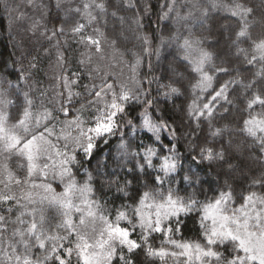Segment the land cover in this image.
<instances>
[{
    "label": "snow or ice",
    "instance_id": "snow-or-ice-1",
    "mask_svg": "<svg viewBox=\"0 0 264 264\" xmlns=\"http://www.w3.org/2000/svg\"><path fill=\"white\" fill-rule=\"evenodd\" d=\"M28 2L32 4L33 0H28ZM108 2L109 0H84L80 6L69 8L61 23L52 29V35L48 39L57 34H63L64 25L74 18H79L71 27V33L79 37L80 44L95 47L96 52L99 53L102 51L101 42L93 35L85 34L88 26L107 15L118 19L122 27L130 19L129 27L132 28L136 39L146 46L143 49L145 53L151 55L154 51L159 57L161 47L172 44L185 53L183 59L187 61L191 71L198 75L197 81L189 85L194 99L187 105L186 110L187 116L196 121L197 129H200L202 121H207L211 137L222 138L226 134V126L213 127L212 121L217 115L218 108H223V104H228L231 107L233 102L229 99L230 89L236 90L233 86L238 85L243 90L241 94L247 97L246 107L248 110L257 105L264 109V32L253 37L250 31L257 23L264 25V0H260L259 4L254 7L248 6L243 0H233L230 5L225 6L230 18L239 25L235 32V38H230V47L235 48L237 56L243 54L248 65L261 64L260 70L254 72L252 78L247 82L231 76L230 73L233 69L215 66L213 64V60L216 58L214 53L201 47L202 41L199 38L193 39L190 35L181 38L179 29L187 28L190 32L191 29L188 25L190 20L193 24L204 26L209 18L210 9H201L199 0H186L183 4L179 3V0H164L158 22L171 20L177 31L169 37L160 35V46L155 49H152L151 44L157 38L156 33L149 34L143 31L146 27L143 20L150 14L149 5L144 3L141 13V0H121L119 5L121 10H135L133 17L126 18L118 16L115 10L109 14ZM4 7L7 9L6 3ZM60 7L61 0H57V8ZM185 7H188L189 10L181 14V10ZM217 7L219 5L216 3L211 5L212 9ZM194 12H199V16L195 19H193ZM257 12L261 17L259 21L255 19ZM81 20H86V23L80 22ZM95 31L99 34L100 30L96 29ZM242 41L250 43L252 52L250 59L248 58V49L239 47ZM57 61L62 68V74L56 77L57 87L61 90L55 93L54 99L57 107L54 109L41 105L40 109L36 110L35 100L30 93L20 92L19 82L27 81L30 71L20 67L18 69L20 75L15 85L10 80L5 81L0 78V156L4 154L9 157L18 155L27 162V175L24 178L16 176L9 169L7 163H0V175L3 176V179H0V184L4 185V189H8L10 185L25 184L29 185L30 189L22 192L20 197L0 189V264H72L73 256L76 257L77 264H112L113 258L117 255L121 264H135L132 259L133 254L145 245H147L146 256L161 260H165L167 257L184 258L183 264H264V195L251 192L243 197V204L229 209L232 192L231 190L221 191L214 200L203 204L200 209L203 213L200 218L201 235L205 241L203 245L198 242H178L172 239L173 231L179 232L180 230L182 222L179 220V215L181 213L187 215L196 211L197 205L201 204L199 200L195 199V194L187 198L179 196L178 189L171 185L172 174L177 173V170L182 167L176 152V143H173L178 140L179 128L175 122L169 123L163 118L152 119L149 108L154 106L155 101L147 98V90H139L134 94L123 84L109 82L110 73L105 72L99 84H85L83 91H75L74 89L79 87V74H69L66 69H63L62 53L57 54ZM222 62L226 63L227 61ZM89 63H91L90 56L80 60L82 66ZM140 63V59L137 58L136 62L131 65L133 80L138 89L140 82L136 80V69ZM209 66L212 67V74L205 70ZM35 67L34 64L29 66L30 69ZM149 68H152L151 63H149ZM94 71L98 72L99 70L95 69ZM219 76H229V79L224 80L217 89L214 88V81L218 80ZM88 78L94 80L91 73ZM154 80L156 77L149 79L148 83L152 84ZM117 87H119V92L116 91ZM13 88L16 89V100L8 97V93ZM159 88L166 89L160 93L166 98L182 94L180 88L172 84H161ZM209 90L212 91V95L206 98L207 102L202 103L204 99L202 94ZM197 92L200 95H197ZM46 94V92L41 93L42 96ZM142 96H144L143 100ZM78 98L84 100V103L79 109H73L72 104ZM133 101L145 104V108L140 114V127L151 133L154 138L153 142L160 144L161 149L169 152L170 155L159 156L157 149L151 146H141L138 151L130 153L127 146L121 143L122 155L125 158L128 156L136 158V164L133 169L129 170L133 173V179H139L135 175L138 170L143 174L144 187H148L149 183L158 187L143 192L136 207L131 210L132 218L136 219L137 223H133L132 218H129L125 212H118L116 221L113 222L103 214V207L98 201L86 198V195L91 192L90 183L85 182L83 185H78L72 176L68 165L77 163V161L76 156L69 154L68 149L74 146L73 150L80 149L85 157L91 156L97 140L115 134L118 127L121 126L120 118L127 115L126 105ZM12 107H16L20 111L19 118L15 123L10 124L11 112L9 109ZM88 110H92L95 115L83 119V113ZM73 111H76L77 114L71 119H67ZM227 111L228 109L224 108V112ZM54 113L63 114L66 119L61 121ZM57 123L61 125L59 134L56 132ZM126 123L128 126L135 127L131 119H128ZM49 124L52 126L50 127ZM165 131L168 133L170 148L161 142V133ZM240 131L253 139V146L258 151V155L253 157V160L256 164L264 166V112L256 115L249 112ZM54 135L58 141H65L64 151H60L53 145L51 137ZM183 135L187 137L190 134L183 133ZM53 148H56L55 156L60 157L59 177L62 182L67 178L63 191L60 193H56L50 184L34 182L29 184V181L38 174L46 176L50 167L55 170V165L45 163L41 166L39 163L46 154L47 159H53L51 154ZM230 149H232L231 141L227 148L222 146L216 149L207 146L206 137L205 144L199 146L196 155L191 156L189 170L191 171L192 164L199 166L205 162L209 165L227 163L230 170H235L238 166L228 161L227 152ZM192 151L196 152V146L192 147ZM154 157L160 160L159 165L154 164ZM21 167L23 168V165ZM245 167L248 165L246 164ZM149 169L156 174L152 175V172L148 171ZM248 170L252 171L251 168ZM183 179L186 183H191V178L188 175H185ZM250 183L253 187L264 188V167L258 175L251 179ZM165 184L169 185L166 192ZM35 189L43 191L37 192L34 191ZM117 191L124 192L125 188H117ZM77 199L80 200L79 204L76 203ZM149 201L151 203H148ZM5 204L13 206L5 209L3 208ZM13 207L22 208L23 211L18 213L15 220H10L2 213L6 211L10 214ZM52 208L57 210V215L60 217L55 225V233L50 231V227H46L49 224L46 211ZM145 208L154 209V211L145 212ZM74 214L79 215L78 221L73 219ZM173 217L176 218L175 229L172 227L171 218ZM121 220H128L133 231L137 227L142 230L141 243L130 238L129 228L121 227L119 224ZM208 220H211V225L206 223ZM9 223L18 225L13 229L11 238L5 236ZM60 231H63L64 234H58ZM152 233L163 234L165 240L162 245H171L179 251H170L164 246L153 248L148 244V238ZM66 243L68 246H65ZM229 245H231L229 256L215 250L219 246L227 249ZM35 247L41 249L43 255L34 256L32 249ZM124 249L127 250V253L124 252Z\"/></svg>",
    "mask_w": 264,
    "mask_h": 264
},
{
    "label": "trees",
    "instance_id": "trees-1",
    "mask_svg": "<svg viewBox=\"0 0 264 264\" xmlns=\"http://www.w3.org/2000/svg\"><path fill=\"white\" fill-rule=\"evenodd\" d=\"M46 2V31L52 32V29L59 25L62 18L67 13L69 8L80 6L84 0H71L67 5H61L57 8L56 0H45ZM121 0H109L108 2V13L117 11L118 16L131 18L135 15V10L125 11L121 10ZM186 0H179V3L183 4ZM201 9L209 8V18L205 22L204 26L199 24H193L190 20L188 25L191 29L189 32L187 28L179 29L181 38L184 36H191L193 39L199 38L202 41L201 47L205 50L214 53L215 59L213 64L217 67H228L233 69L231 76L238 77L247 82L248 79L252 78V74L259 71L261 68L260 63L254 65H248L243 54L237 56L235 54V48L230 47L231 39L235 38V32L238 30L239 25L237 22L230 18V14L226 11L227 5H230L233 0H199ZM250 7H254L259 4L260 0H243ZM0 0V78L5 81H12L15 85L20 75L18 69L23 67L25 70L30 71V77L27 81L19 82L20 92H29L31 97L35 100L40 95V90L37 89L41 85L43 78V68L48 64L51 65V70H58L62 74V68L57 61V54H63V69H66L69 74L78 73L79 87L75 88V91H83V85L96 83L100 81L93 76V71L86 64L82 66L80 64V51L82 44L77 42L75 38L69 37V34H57L58 42L55 45L52 40L43 38L37 47L28 51L27 53H21L18 46L16 45L8 27L9 14L2 5ZM147 3L150 7V14L145 17L143 22L146 27L143 29L144 32L151 34L155 32L157 38L153 40L151 47L155 49L160 46L159 36L165 37L171 36L177 29L173 26L172 21L158 22V17L162 12L161 5L164 0H141L140 7L142 13L143 4ZM216 3L219 7L212 9L211 5ZM166 10V9H163ZM189 9L185 7L181 10V14H184ZM95 14V13H94ZM199 16V12L193 13V19ZM76 19L69 21L64 25L65 31H70L71 27L76 22ZM256 20H260L261 17L259 12L256 13ZM106 21V22H105ZM80 22L86 23V20ZM130 19L125 22L123 27L118 19L112 18L107 15L103 19H98L97 22L92 23L88 26L87 32L93 33L101 38L103 41L112 44L115 41L114 48L127 60L130 64H134L137 58L140 59L141 63L136 69V80L140 82V88L133 86L130 81L123 83L127 88L131 89L135 94L139 90H147V98L153 99L155 104L152 108H149V114L153 120H159L163 118L169 123L175 122V125L179 128L178 140L173 141L176 143V152L180 159L182 167L177 170V173L171 176L172 187L178 189L177 194L182 197H189L195 194V199L201 202L197 205V210L187 215L181 213L179 220L182 222L180 225L179 232L173 231L171 238L178 242H198L201 245L205 243L204 238L201 235L202 229L200 227V218L202 216L203 204H206L214 200L221 191L232 192V201L229 204V209L239 207L243 204V197L251 192H256L258 195H264V188L259 186H251V179L259 174L262 167L256 164L253 157L258 155V151L254 148V142L251 137L240 131L244 119H247L249 112L252 115L264 112L260 106H254L253 109L248 110L246 107L247 97L243 96L242 89L237 86H233L236 90L230 89L231 95L229 99L232 100L231 107L228 104H223V108H218L217 115L213 119V127H227L226 134L220 138H213L209 135L208 122L202 121L200 129L196 127V121L190 119L187 114V105L194 99V94L191 91L189 85L194 84L198 75L191 71L187 61L183 59L185 53L179 50L175 44L164 45L161 47L160 55L157 57L155 52L151 55L143 51L145 45H143L129 27ZM134 27V26H132ZM96 29H99V34L96 33ZM253 37L257 34L264 32V25L257 23L255 27L250 29ZM231 38V39H230ZM112 42V43H111ZM47 49L49 52L45 55L43 50ZM241 48L248 49L249 59L251 58L252 52L250 43L248 41H242L239 45ZM56 49V50H55ZM222 61H227L226 63ZM149 63L152 64V68H149ZM31 64L36 65L35 68H29ZM212 74V67L209 66L205 69ZM94 77V80H90L89 74ZM156 77V80L152 84L148 83L149 79ZM75 78V77H73ZM115 77L110 73L109 82H114ZM229 79V76H219L218 80L214 81V88H219L220 84L224 80ZM179 81V82H178ZM34 83L36 87H33ZM115 83V82H114ZM161 84H172L173 86L179 87L181 95L166 98L160 93L166 91L164 88H159ZM7 85L5 84V87ZM119 91V87L116 88ZM16 89L13 88L8 93L10 99L16 100L15 95ZM200 95L199 92L196 93ZM204 99L203 102H207V97L212 95V91L209 90L202 94ZM90 99V97H89ZM144 99V96L141 97ZM84 100L77 99L73 104V109H79ZM51 104L49 105V109ZM57 107V106H56ZM145 108L144 103L140 102H129L126 105L127 115L120 118L121 126L118 127L115 134L112 136H106L104 139H99L96 142V147L93 150V154L89 157H85L84 153L80 149L69 148V154L76 156L77 163L69 164L68 167L71 169L72 176L77 181L78 185H83L85 182L90 183L91 192L86 195V198L92 201H98L103 207V214L108 216L112 221H116L118 212H125L129 218H132V209L136 207L141 195L145 191H149L157 185H151L144 187L143 174L138 170L135 173L139 177L138 180L133 179V173L130 169H133L136 164V158L128 156L125 158L122 155L121 143L125 144L128 151L136 152L141 146H151L157 149L159 156L170 155L169 152L161 149L160 144L154 143V138L151 133H148L145 129L140 127L141 116L140 114ZM224 108L228 111L225 113ZM159 109V111H157ZM11 112V121H16L19 118L20 109L12 107L9 109ZM76 111H73L67 119L73 117ZM55 115H58L54 113ZM63 118V114H60ZM84 119H88L92 115V110H88L83 113ZM95 115V114H94ZM131 119L135 127L128 126L126 121ZM87 126V125H86ZM183 133H189V136H184ZM258 135H260L258 133ZM207 137V146L219 149L220 147H226L231 141L232 149L227 152L228 161L233 165H237L235 170H230L227 163L220 164L214 163L209 165L207 162L197 166L191 165V171L189 170V164L192 155H196L199 151V146L205 144V138ZM162 143L171 147L168 139V133H161ZM107 140V143H105ZM196 146V152L192 151V147ZM60 151H64V147L60 148ZM153 162L159 165L160 160L153 158ZM248 167H245V165ZM251 168L250 172L248 169ZM152 175L156 173L149 169ZM185 175L191 178V183H186L183 179ZM89 176L91 179L89 180ZM127 185V186H126ZM126 186V187H125ZM168 184L164 185L166 192ZM117 188H125L124 192H118ZM148 203H151L149 201ZM130 206V207H129ZM3 208H7L3 206ZM154 209L145 208V212H152ZM5 215L13 214V211L9 214L4 212ZM46 215L49 218V224L46 227H50L52 233L56 232L55 225L59 221L60 217L57 215L55 208L48 209ZM27 219V217H26ZM172 227L175 229L176 218H171ZM133 223H137V220L132 218ZM209 224V220L206 222ZM121 227H127L130 231V238L136 240L137 243H141V232L142 230L137 227L134 231L128 220L119 221ZM210 225V224H209ZM58 234L63 235V231ZM165 237L161 233H152L148 238V244L153 248H160L161 246L166 247L170 251H179L173 246L163 244ZM65 246H68L67 243ZM145 247L137 249L133 254L135 264H183L184 258H172L167 257L165 260L159 258H151L146 256ZM217 251L224 252L226 256L231 254V245L225 249L223 246L216 247ZM34 256L43 255V251L38 247L32 249ZM127 253V250L124 249ZM72 264H77L76 257H72ZM112 264H121L118 255L113 258Z\"/></svg>",
    "mask_w": 264,
    "mask_h": 264
},
{
    "label": "rangeland",
    "instance_id": "rangeland-1",
    "mask_svg": "<svg viewBox=\"0 0 264 264\" xmlns=\"http://www.w3.org/2000/svg\"><path fill=\"white\" fill-rule=\"evenodd\" d=\"M71 0H61V5H67L70 3ZM2 5L7 4L6 12L9 14V31L18 46L21 53H27L28 51L32 50L33 48L37 47L39 42L43 38L50 37L52 32L46 31V2L45 0H33L32 4H29L28 0H2ZM57 2V0H56ZM5 8V7H4ZM69 34V37L75 38L77 42L79 41L78 36H74L71 31L64 32L63 34ZM87 35H93L95 38L99 39L101 42L102 51L96 52L95 47H89L86 45L82 46L80 51V58H87L91 57V63L87 64L89 68L93 71V76H95L99 81L103 77L104 73H111L112 76L115 77L114 82L116 84H123L130 81L134 87H136V83L133 80V72L131 69V65L125 58L114 48V44H109L99 38L97 35L93 33H88ZM52 42L56 45L58 42V36L52 37ZM49 47H46L43 50V54H47L49 51L47 50ZM56 50V49H55ZM195 55V53H193ZM51 65L48 64L43 68V78L41 80V85L39 88L32 83L33 87H36L40 90V95L36 97L35 108L36 110L40 109L41 105H44L50 109H54L57 106L56 100L54 99L55 93L59 92L61 89L57 87V80L56 77L61 75L58 70H51ZM98 69L99 71H94ZM113 82V81H110ZM113 82V83H114ZM117 91V89H116ZM46 92L47 94L42 96L41 93ZM119 92V91H117ZM9 97V96H8ZM51 101V102H50ZM77 113H75L76 115ZM95 113L92 111V115ZM74 115V116H75ZM59 120L63 121L66 118H63L60 114H58ZM72 117H70L71 119ZM85 118V115L82 116ZM10 124L15 123V121H9ZM51 127L52 125L49 124ZM85 127H87L85 125ZM61 125L59 123L56 124V132L57 134L60 133ZM75 135V133H73ZM53 145L56 146L60 150L61 147L64 146V140H57L56 135L51 137ZM56 148L52 150L53 159H47V154L43 157L39 163L42 166L45 163L49 165H55V170L53 168H49L47 175H36L29 181V184L36 183V184H50L52 189L55 190L56 193H60L63 191L64 183L67 182V178L62 182L59 177V159L60 157L55 156ZM72 148V147H70ZM0 163H7L9 169L18 177L24 178L26 177V160L18 155H13L9 157L7 154L0 156ZM23 165V168L21 167ZM0 179H3V176L0 175ZM0 189L7 191L9 194H14L17 197L22 195V192L29 191V185H10L8 189H4V185L0 184ZM34 191L42 192V189H35ZM76 203L79 204L80 200L77 199ZM14 205V202H13ZM13 205L5 204L3 206L10 207ZM6 208V209H7ZM20 211H23L22 208L13 207V214L5 215L4 212L2 213L6 217H9L10 220H15L16 216ZM73 219L78 221L79 215L74 214ZM114 222V221H113ZM209 224L211 225V220H209ZM18 225L9 223L7 225V232L5 236L11 238V234L13 229H15ZM74 239V237H73Z\"/></svg>",
    "mask_w": 264,
    "mask_h": 264
}]
</instances>
